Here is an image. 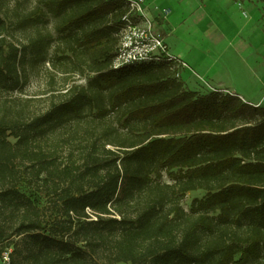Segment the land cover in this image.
<instances>
[{
	"label": "trees",
	"instance_id": "trees-1",
	"mask_svg": "<svg viewBox=\"0 0 264 264\" xmlns=\"http://www.w3.org/2000/svg\"><path fill=\"white\" fill-rule=\"evenodd\" d=\"M34 3L0 0L4 264H264V104L113 69L124 0Z\"/></svg>",
	"mask_w": 264,
	"mask_h": 264
},
{
	"label": "rangeland",
	"instance_id": "rangeland-1",
	"mask_svg": "<svg viewBox=\"0 0 264 264\" xmlns=\"http://www.w3.org/2000/svg\"><path fill=\"white\" fill-rule=\"evenodd\" d=\"M8 3L17 11L35 4L34 0ZM145 7L146 16L158 22L170 55L187 65L180 74L189 91L232 93L264 104V4L257 0H145ZM164 10H170L166 17ZM26 69L30 78L25 96H41L48 89L49 76H58L49 64L35 68L27 64ZM76 81L84 85L87 78L76 77ZM163 180L170 182L166 176ZM203 195L188 194L184 208L189 210L191 201ZM4 263L0 258V264Z\"/></svg>",
	"mask_w": 264,
	"mask_h": 264
},
{
	"label": "built area",
	"instance_id": "built-area-1",
	"mask_svg": "<svg viewBox=\"0 0 264 264\" xmlns=\"http://www.w3.org/2000/svg\"><path fill=\"white\" fill-rule=\"evenodd\" d=\"M126 12L120 19L119 43L113 60L115 70L141 64L171 63L174 76L181 79V69L187 65L170 55L163 35L158 31V22L146 16L145 0H124ZM164 17L170 10H164ZM5 263L9 262V252L3 254Z\"/></svg>",
	"mask_w": 264,
	"mask_h": 264
},
{
	"label": "crops",
	"instance_id": "crops-1",
	"mask_svg": "<svg viewBox=\"0 0 264 264\" xmlns=\"http://www.w3.org/2000/svg\"><path fill=\"white\" fill-rule=\"evenodd\" d=\"M159 19L157 18V21H158ZM230 94H232V93H230ZM240 98H242L246 103H249V104H251V105H261V104H263L261 101L260 102H258V103H252V102H250V101H247L245 98H243L242 96H240V95H238Z\"/></svg>",
	"mask_w": 264,
	"mask_h": 264
}]
</instances>
